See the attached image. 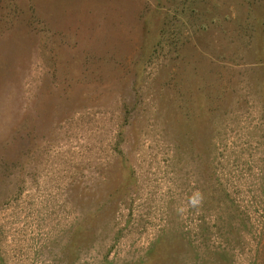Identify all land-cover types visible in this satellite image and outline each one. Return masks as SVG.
<instances>
[{
  "label": "rangeland",
  "instance_id": "1",
  "mask_svg": "<svg viewBox=\"0 0 264 264\" xmlns=\"http://www.w3.org/2000/svg\"><path fill=\"white\" fill-rule=\"evenodd\" d=\"M0 264H264V0H0Z\"/></svg>",
  "mask_w": 264,
  "mask_h": 264
},
{
  "label": "clouds",
  "instance_id": "2",
  "mask_svg": "<svg viewBox=\"0 0 264 264\" xmlns=\"http://www.w3.org/2000/svg\"><path fill=\"white\" fill-rule=\"evenodd\" d=\"M200 199L202 200V196L200 197ZM189 203H190L193 207H196V206H197V194H193V196L190 197V199H189Z\"/></svg>",
  "mask_w": 264,
  "mask_h": 264
},
{
  "label": "trees",
  "instance_id": "3",
  "mask_svg": "<svg viewBox=\"0 0 264 264\" xmlns=\"http://www.w3.org/2000/svg\"><path fill=\"white\" fill-rule=\"evenodd\" d=\"M117 151H119V153H120V154H122V153H123V150H122V148H121V147H119V146L117 147ZM236 203H237V202H235V201H234V206L236 205V207H238L239 205H237L238 203H237V204H236Z\"/></svg>",
  "mask_w": 264,
  "mask_h": 264
}]
</instances>
